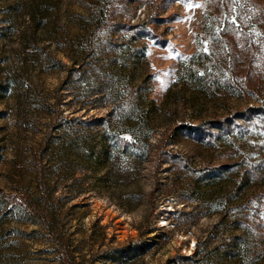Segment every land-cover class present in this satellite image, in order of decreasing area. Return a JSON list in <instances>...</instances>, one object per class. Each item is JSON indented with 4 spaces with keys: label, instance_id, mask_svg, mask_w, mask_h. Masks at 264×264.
<instances>
[{
    "label": "rangeland",
    "instance_id": "rangeland-1",
    "mask_svg": "<svg viewBox=\"0 0 264 264\" xmlns=\"http://www.w3.org/2000/svg\"><path fill=\"white\" fill-rule=\"evenodd\" d=\"M260 104L264 0H0V264H264Z\"/></svg>",
    "mask_w": 264,
    "mask_h": 264
},
{
    "label": "trees",
    "instance_id": "trees-1",
    "mask_svg": "<svg viewBox=\"0 0 264 264\" xmlns=\"http://www.w3.org/2000/svg\"><path fill=\"white\" fill-rule=\"evenodd\" d=\"M242 14L243 13H241L239 15V13H238L237 17H238V19H241L244 22L245 19L242 16ZM100 17H101V14L100 13H96V14L92 15L91 18H90V20H92V26L91 27L90 26L83 27V32L85 34H88L92 30V28L94 30L100 29V25H99V19H100ZM217 18H218V16H217ZM130 51H131V53L133 55H136V51L135 50L131 49ZM137 54H139L138 51H137ZM193 78H195L197 80V82L199 81L200 84H201V81L205 79V83L208 84L210 88H213L216 92H218L219 89H220V82H219L220 76L218 75V73L215 74V73L208 72L207 74L206 73L203 74V73H200V71L198 69H196L194 71V73H193ZM257 86H259V85L257 84ZM203 89L208 91V87L207 86H204L203 85ZM231 93L234 94V91H232ZM249 110H253L254 113L260 115V114H262L264 112V107L261 104L260 105H251L248 108L247 111H249ZM243 113L244 112H238L237 115L238 116H241ZM112 146L119 147L118 142L114 141ZM127 148H128V145L127 146H124L123 149L124 150L125 149L127 150ZM24 199L26 200V202H28V204L33 209L37 210V212H38L37 214H39V216L43 220V223H44L45 227L47 228L49 234L53 235V237L56 238V241L59 243V245L62 246L63 251L67 255H69L70 254V248H69V246L64 242L63 235H61L59 233V231H57V227L55 226L54 220L52 219V217L49 218V214H50L49 213L50 212L49 211V208H47V207H40L38 209V207L34 204V202L32 201V199L29 196L24 197Z\"/></svg>",
    "mask_w": 264,
    "mask_h": 264
}]
</instances>
